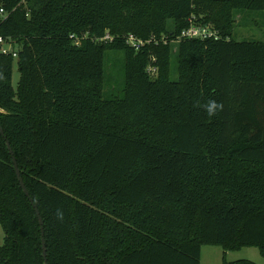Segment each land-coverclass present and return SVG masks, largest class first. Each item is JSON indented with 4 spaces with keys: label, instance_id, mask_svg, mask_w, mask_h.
<instances>
[{
    "label": "trees",
    "instance_id": "16d2710c",
    "mask_svg": "<svg viewBox=\"0 0 264 264\" xmlns=\"http://www.w3.org/2000/svg\"><path fill=\"white\" fill-rule=\"evenodd\" d=\"M1 9L0 264H46L34 205L47 264H201L207 245L264 257V41L233 37L264 0ZM192 24L219 39H179Z\"/></svg>",
    "mask_w": 264,
    "mask_h": 264
},
{
    "label": "rangeland",
    "instance_id": "374dc122",
    "mask_svg": "<svg viewBox=\"0 0 264 264\" xmlns=\"http://www.w3.org/2000/svg\"><path fill=\"white\" fill-rule=\"evenodd\" d=\"M234 39L237 41L256 40L264 41V12L238 13L235 17V24L233 28ZM177 47H174L175 53ZM123 54L120 52L109 53V61L107 65L109 70L119 75V65L123 62ZM155 61V59H153ZM174 61V59H173ZM150 73L153 77L158 75V69L151 66ZM176 79L177 76H172ZM20 79V73L17 63H15L13 71V87L17 88ZM4 243V230L0 224V246ZM238 260H249L256 264H264V257L261 255L258 248L243 247L237 251H226L220 246H203L201 264H224L233 263Z\"/></svg>",
    "mask_w": 264,
    "mask_h": 264
},
{
    "label": "built area",
    "instance_id": "2783aa9c",
    "mask_svg": "<svg viewBox=\"0 0 264 264\" xmlns=\"http://www.w3.org/2000/svg\"><path fill=\"white\" fill-rule=\"evenodd\" d=\"M4 10H0V15H4ZM219 39V34L217 31H214L209 26H195L192 24L189 29L184 30L179 37V39ZM103 40H113V38L110 35H107ZM127 43L132 46L135 50H140L141 46L143 45V42L141 39H138L137 37L130 35L127 37ZM12 46L6 44V40L0 36V52L3 54L8 55L9 53H12ZM13 56L17 57V54L13 52Z\"/></svg>",
    "mask_w": 264,
    "mask_h": 264
},
{
    "label": "water",
    "instance_id": "95a60500",
    "mask_svg": "<svg viewBox=\"0 0 264 264\" xmlns=\"http://www.w3.org/2000/svg\"><path fill=\"white\" fill-rule=\"evenodd\" d=\"M0 131H1L2 134H4V132H3V130H2L1 127H0ZM8 147H9V149H10V152L13 153V151H12V149H11L9 143H8ZM13 161H14L15 170H16V174H17V176H18V179H19L20 185H21L22 189L24 190L25 194L30 198L29 191H28V189H27V187H26V185H25V183H24V181H23V179H22V177H21V172H20V169H19V167H18L17 161H16L15 158H13ZM30 200H31L32 204H34V202H33V200H32L31 198H30ZM34 208H35V210H36V212H37V215H38V218H39V223H40V225H41V229H42L44 258H45V261H46V264H47V259H46V257H47V256H46V242H45V239H44V228H43V223H44V222H43L42 217L40 216V212H39V210H38V208H37L36 205H34Z\"/></svg>",
    "mask_w": 264,
    "mask_h": 264
},
{
    "label": "clouds",
    "instance_id": "9594fccd",
    "mask_svg": "<svg viewBox=\"0 0 264 264\" xmlns=\"http://www.w3.org/2000/svg\"><path fill=\"white\" fill-rule=\"evenodd\" d=\"M216 107H217V105L215 104V102H212V103L210 104V106L208 107L209 115L214 114V110H215Z\"/></svg>",
    "mask_w": 264,
    "mask_h": 264
}]
</instances>
